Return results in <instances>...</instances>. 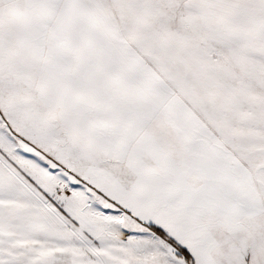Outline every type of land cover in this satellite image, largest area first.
Returning a JSON list of instances; mask_svg holds the SVG:
<instances>
[{
	"label": "snow or ice",
	"instance_id": "1",
	"mask_svg": "<svg viewBox=\"0 0 264 264\" xmlns=\"http://www.w3.org/2000/svg\"><path fill=\"white\" fill-rule=\"evenodd\" d=\"M0 264H264V0H0Z\"/></svg>",
	"mask_w": 264,
	"mask_h": 264
}]
</instances>
